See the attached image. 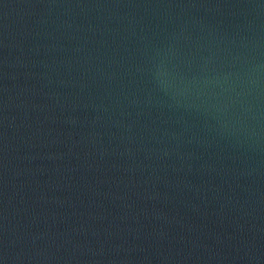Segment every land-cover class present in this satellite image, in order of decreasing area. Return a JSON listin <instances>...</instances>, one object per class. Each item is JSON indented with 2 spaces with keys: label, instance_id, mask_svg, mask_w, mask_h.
Masks as SVG:
<instances>
[{
  "label": "water",
  "instance_id": "95a60500",
  "mask_svg": "<svg viewBox=\"0 0 264 264\" xmlns=\"http://www.w3.org/2000/svg\"><path fill=\"white\" fill-rule=\"evenodd\" d=\"M0 264H264V0H0Z\"/></svg>",
  "mask_w": 264,
  "mask_h": 264
}]
</instances>
